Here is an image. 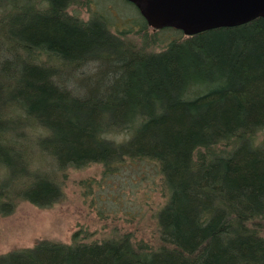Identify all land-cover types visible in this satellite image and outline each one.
I'll return each mask as SVG.
<instances>
[{"label": "trees", "instance_id": "16d2710c", "mask_svg": "<svg viewBox=\"0 0 264 264\" xmlns=\"http://www.w3.org/2000/svg\"><path fill=\"white\" fill-rule=\"evenodd\" d=\"M75 2L0 0V213L52 205L55 172L97 163L129 226L0 264H264V17L150 33L130 2L138 45Z\"/></svg>", "mask_w": 264, "mask_h": 264}, {"label": "rangeland", "instance_id": "374dc122", "mask_svg": "<svg viewBox=\"0 0 264 264\" xmlns=\"http://www.w3.org/2000/svg\"><path fill=\"white\" fill-rule=\"evenodd\" d=\"M95 11L109 17L114 31H126L127 39L142 45V34L137 33L141 19L133 4L127 0H76L69 8L71 14L84 20H88ZM148 31L155 32L151 27ZM156 35L159 42L152 49L160 50L164 45L161 40L169 37L161 32ZM46 170L51 168L46 167ZM102 172V165L97 163L55 172V179L61 182L63 188V195L58 201L48 207L24 201L12 214L5 216L0 213V255L32 247L40 240L69 243L73 233L81 228L90 231V239H97L106 235L114 222L127 224L123 218L114 221L113 204L108 197L111 192L114 193L118 182L110 180L107 183L102 178ZM100 210L107 216L101 218Z\"/></svg>", "mask_w": 264, "mask_h": 264}, {"label": "water", "instance_id": "95a60500", "mask_svg": "<svg viewBox=\"0 0 264 264\" xmlns=\"http://www.w3.org/2000/svg\"><path fill=\"white\" fill-rule=\"evenodd\" d=\"M153 29L172 27L186 35L233 27L264 17V0H128Z\"/></svg>", "mask_w": 264, "mask_h": 264}]
</instances>
